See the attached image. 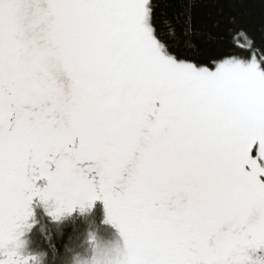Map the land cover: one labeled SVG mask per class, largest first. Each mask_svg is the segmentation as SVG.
I'll return each instance as SVG.
<instances>
[{"label": "snow or ice", "instance_id": "snow-or-ice-1", "mask_svg": "<svg viewBox=\"0 0 264 264\" xmlns=\"http://www.w3.org/2000/svg\"><path fill=\"white\" fill-rule=\"evenodd\" d=\"M34 200L102 201L120 264H264V0H0V264Z\"/></svg>", "mask_w": 264, "mask_h": 264}, {"label": "trees", "instance_id": "trees-1", "mask_svg": "<svg viewBox=\"0 0 264 264\" xmlns=\"http://www.w3.org/2000/svg\"><path fill=\"white\" fill-rule=\"evenodd\" d=\"M39 204L33 201L35 222L26 238L32 264H69L74 256H90L92 238L114 235L102 222L100 202L86 213L76 212L59 221H53Z\"/></svg>", "mask_w": 264, "mask_h": 264}, {"label": "rangeland", "instance_id": "rangeland-1", "mask_svg": "<svg viewBox=\"0 0 264 264\" xmlns=\"http://www.w3.org/2000/svg\"><path fill=\"white\" fill-rule=\"evenodd\" d=\"M38 202L40 203L39 205L42 208V211L47 214L48 216H50V218L53 221H59L69 215H72L73 213H86L87 211L91 210V208H93V206L97 203L100 202L103 206V219L102 222L104 225H107L108 227H110L111 229H113V234L110 237L109 236H101V237H94L91 239V244L92 246H90V256L88 257H80L82 260L85 261V264H96L97 260L100 259L101 261H104V264H116V260L118 259L117 256V252L121 251L123 249V241H122V237L119 234V230L115 227V225L109 223V222H105L106 221V211L104 208V205L102 203V201H96L94 202V205L90 208L85 209L84 211H81L79 207L75 208L71 213H64L62 215H60L59 217H53L50 214L49 209L38 200ZM33 205V203H32ZM31 205V207H32ZM33 209V208H32ZM35 222V213L33 210V214L32 216L28 219L26 225L24 226V228L22 229V235H21V239L23 241L26 242V247H25V252L26 254L30 255L28 252V248H27V235L31 229V227L34 225ZM98 253H100V256H98ZM71 264V262L69 263Z\"/></svg>", "mask_w": 264, "mask_h": 264}, {"label": "clouds", "instance_id": "clouds-1", "mask_svg": "<svg viewBox=\"0 0 264 264\" xmlns=\"http://www.w3.org/2000/svg\"><path fill=\"white\" fill-rule=\"evenodd\" d=\"M25 247H26V242L23 241L21 238L18 244L11 246L18 264H32L34 260L33 256L26 254V252L24 251ZM98 256H100V253H98ZM117 256H118V259L116 260V264H120V260L122 258V252L118 251ZM71 264H85V261L77 256H74L72 258ZM96 264H104V261H101L100 259H98Z\"/></svg>", "mask_w": 264, "mask_h": 264}]
</instances>
